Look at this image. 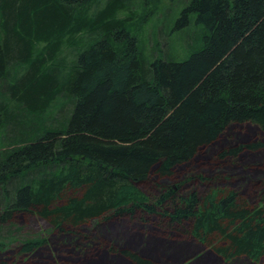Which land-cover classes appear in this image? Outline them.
Segmentation results:
<instances>
[{
  "label": "trees",
  "instance_id": "16d2710c",
  "mask_svg": "<svg viewBox=\"0 0 264 264\" xmlns=\"http://www.w3.org/2000/svg\"><path fill=\"white\" fill-rule=\"evenodd\" d=\"M96 1L0 0V133L8 142L0 151V226L34 212L81 254L94 240L80 226L152 219L166 243L186 235L223 264H258L264 178L249 204L235 191L184 187L217 175L187 171L176 182L175 172L230 127L253 124L264 137V0H187L174 27L197 28L185 36L184 58L145 56L139 45L135 29L155 14V1L137 11L135 0H105L90 14ZM84 40L86 49L64 67V49ZM232 142L215 159L237 165L242 153L264 150L261 140ZM153 176L150 196L140 185ZM11 240L23 256L44 244ZM9 247L0 240V253ZM107 250L131 264H159L117 244Z\"/></svg>",
  "mask_w": 264,
  "mask_h": 264
},
{
  "label": "rangeland",
  "instance_id": "374dc122",
  "mask_svg": "<svg viewBox=\"0 0 264 264\" xmlns=\"http://www.w3.org/2000/svg\"><path fill=\"white\" fill-rule=\"evenodd\" d=\"M135 1L137 2L131 4V7L133 10L140 11V4H143L144 0ZM153 1L157 4L155 14L146 23L138 25L135 29V36L145 56L150 55L154 50L155 52L162 50L166 51L165 53L168 56L186 57L187 44L191 45V43L187 41L185 36L193 35L197 28L193 23H190L182 32L174 30V27L187 0ZM104 2L105 0L94 2L90 6V14L102 7ZM148 7L151 8L152 5ZM86 47L85 40L77 41L71 47L68 46L61 54L60 62L65 65L64 67L70 66ZM63 105H65V102L61 105L57 103L47 115L54 116L58 108ZM34 120L30 118L29 124L34 123ZM36 122L37 120H35ZM232 140L242 144L257 140L264 143V137L253 124L247 123L230 127L216 146L209 150L200 151L195 161L184 169L175 172L176 182L187 171L205 176L217 175L220 178L212 183L193 181L187 183L184 187L188 190H196L200 195H205L213 189L235 191L249 204H255L259 199V195H261V191L257 189L256 184L264 178V150L258 153H242L236 162L237 165L231 162L230 159L224 161L215 159V154L224 147H229L233 143ZM7 144L5 133L1 132L0 151ZM156 180L153 176L147 183L141 184V191L154 196L157 192L155 188ZM2 196L3 193L1 192L0 204L3 203ZM151 222L153 224L144 225L136 220L123 218L109 223L93 221L80 226L78 231L84 235H89L94 240V245L91 250L79 254L65 243L67 241L65 234L53 230L52 226L39 218L34 212L23 213L15 218L12 226H0V240L6 246H10L9 249L0 253V260H3V264H131L124 258L109 255L107 250L109 246L117 244L121 249L137 252L144 257H151L159 264H223L208 249L200 246L186 235L170 239L166 243L164 240L165 235L156 226L158 225L156 221L154 222L151 219ZM11 235L17 237V241L18 239L41 237L44 239V244L31 256H23L19 254L16 243L11 240ZM100 242L106 243V249L99 247ZM180 252L182 253L180 254ZM233 264L252 263L240 259ZM258 264H264V259Z\"/></svg>",
  "mask_w": 264,
  "mask_h": 264
}]
</instances>
